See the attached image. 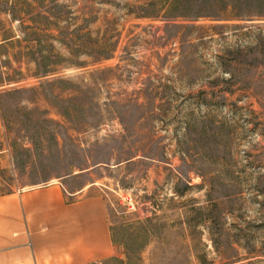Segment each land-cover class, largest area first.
Listing matches in <instances>:
<instances>
[{"label":"rangeland","instance_id":"1","mask_svg":"<svg viewBox=\"0 0 264 264\" xmlns=\"http://www.w3.org/2000/svg\"><path fill=\"white\" fill-rule=\"evenodd\" d=\"M145 2L0 0L3 75L32 71L37 45L65 77L0 87V194L91 185L116 248L92 264H264V57L229 66L264 20L152 18ZM224 24L239 25L209 27ZM237 71L254 90L229 84Z\"/></svg>","mask_w":264,"mask_h":264},{"label":"crops","instance_id":"2","mask_svg":"<svg viewBox=\"0 0 264 264\" xmlns=\"http://www.w3.org/2000/svg\"><path fill=\"white\" fill-rule=\"evenodd\" d=\"M64 181L0 194V264H92L116 253L103 195Z\"/></svg>","mask_w":264,"mask_h":264},{"label":"trees","instance_id":"3","mask_svg":"<svg viewBox=\"0 0 264 264\" xmlns=\"http://www.w3.org/2000/svg\"><path fill=\"white\" fill-rule=\"evenodd\" d=\"M144 11L142 16L146 17H161L163 19H185V20H197L199 18H208L212 20H224V21H255L264 20V0H146ZM162 12V14H161ZM14 18V17H13ZM11 18V22H13ZM31 20H34L32 17ZM36 24L38 22L34 21ZM0 23H2L0 21ZM18 24L20 30L30 31L35 30L33 26L24 25V21L18 19ZM239 24H224V25H211L212 29L215 28H228L231 26H238ZM204 26H198L202 29ZM241 27V26H239ZM44 32V28L38 29ZM28 34V33H25ZM47 36V34H42V37ZM14 36H7L3 34L2 43H0V50L6 49L10 44H12L11 38ZM256 44L248 47L249 51L245 54L243 51L238 50L239 53L237 57L233 59V62L229 65L233 69H239L241 67H247L248 70L253 69V64L255 63L257 56L262 55L264 57V40L261 38L256 39ZM18 42V41H16ZM15 42V43H16ZM40 45V44H39ZM38 47L27 46V54H22L23 57H27L29 61L35 64V67L28 74L23 75L19 73L15 76H4V72L0 71V87L1 93H21L25 91L36 92L39 88L52 84L55 82L65 83V77L58 76L51 78L49 76L58 73L59 71L55 68L46 65L48 56L35 51L34 48ZM109 55L100 57V59H106ZM25 57V58H26ZM0 61V68L2 67ZM235 69V70H236ZM230 72V70H229ZM36 79L40 81L38 86L32 85L28 86V80ZM45 79V81L43 80ZM233 80V82H232ZM255 78L250 75H243L237 71L236 75L234 72L230 74L229 84H238L241 89L249 90L255 89ZM6 86V87H5ZM230 88V87H228ZM39 94V93H38Z\"/></svg>","mask_w":264,"mask_h":264}]
</instances>
